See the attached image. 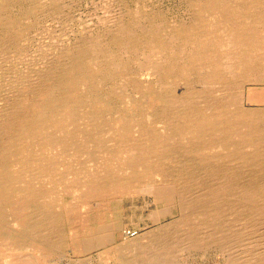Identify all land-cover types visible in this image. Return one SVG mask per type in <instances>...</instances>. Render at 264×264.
Instances as JSON below:
<instances>
[{
    "label": "rangeland",
    "instance_id": "obj_1",
    "mask_svg": "<svg viewBox=\"0 0 264 264\" xmlns=\"http://www.w3.org/2000/svg\"><path fill=\"white\" fill-rule=\"evenodd\" d=\"M263 213L264 0H0V264H236Z\"/></svg>",
    "mask_w": 264,
    "mask_h": 264
},
{
    "label": "bare ground",
    "instance_id": "obj_2",
    "mask_svg": "<svg viewBox=\"0 0 264 264\" xmlns=\"http://www.w3.org/2000/svg\"><path fill=\"white\" fill-rule=\"evenodd\" d=\"M113 6V5H112ZM109 10V9H108ZM114 11V10H113ZM59 12V11H58ZM109 15V14H108ZM119 15H120V13H119ZM110 16V15H109ZM111 21V20H110ZM117 22V21H116ZM66 27V26H65ZM139 27H141V26H139ZM138 27V28H139ZM129 29L127 28V30L126 31H128ZM121 33V32H120ZM130 34H131V32H130ZM25 37V36H24ZM175 38V37H174ZM172 39V38H171ZM176 39V38H175ZM54 40V39H53ZM101 41V40H100ZM93 42V41H92ZM102 42V41H101ZM100 42V43H101ZM182 46L184 45V44H181ZM100 46V45H99ZM103 46V45H102ZM189 46V45H188ZM17 47V46H16ZM181 49H182V47H181ZM98 50V49H97ZM137 50V49H136ZM234 50V49H233ZM133 51V50H132ZM183 51V50H182ZM98 52V51H97ZM134 52H135V50H134ZM162 53V52H161ZM158 54V53H157ZM108 56V55H107ZM147 57V56H146ZM158 57V56H157ZM160 58V57H159ZM147 60V59H146ZM142 61V60H141ZM146 62V61H145ZM145 62H143V63H145ZM152 62H154V64H152V65H154V68H152V69H154V70H157L158 71V68L155 66V61H152ZM158 62H159V60H158ZM142 63V62H141ZM142 63V64H143ZM146 63H148V62H146ZM151 65V64H150ZM149 65V66H150ZM142 67V66H141ZM145 68V67H144ZM201 69V68H200ZM150 70V69H149ZM249 71V70H248ZM144 73V72H143ZM148 74V73H147ZM34 75V74H33ZM151 75V74H150ZM159 76V75H158ZM157 76V77H158ZM217 84V83H216ZM231 84V83H230ZM245 84V83H244ZM242 85V84H241ZM238 87V86H237ZM241 89V88H240ZM218 91V90H217ZM216 91V92H217ZM228 91V90H227ZM233 91H235V90H233ZM237 91V90H236ZM235 91V92H236ZM239 91V90H238ZM92 92V91H91ZM234 93V92H233ZM232 93V94H233ZM237 93H239V92H237ZM236 94V93H235ZM237 95V94H236ZM240 98V97H239ZM238 101V100H237ZM206 108V107H205ZM110 116V115H109ZM239 129V128H238ZM233 136V135H232ZM52 141V140H51ZM107 144V143H106ZM134 144V143H133ZM141 144V143H140ZM105 145V144H104ZM135 145V144H134ZM142 147V146H141ZM145 148V147H144ZM137 152V151H136ZM151 151H149V153H150ZM138 153V152H137ZM143 153V152H142ZM141 156V155H140ZM144 156H147V155H144ZM165 156V155H164ZM142 158H143V156H141ZM148 157V156H147ZM147 157H146V159H147ZM128 158V157H127ZM140 160H141V158H140ZM149 161V160H148ZM135 162V161H134ZM162 173V172H161ZM136 175V174H135ZM93 176V175H92ZM95 177V176H94ZM138 177V176H137ZM124 178H126V177H124ZM126 181V180H125ZM224 184H226L225 182H223ZM117 184V183H116ZM208 184H209V182H208ZM214 184H216V183H214ZM89 185H90V183H89ZM218 188V187H217ZM223 188H225V187H223V186H221L219 189H215V190H212L211 191V196H212V199L210 200V202H212V203H214V202H219L220 204H222L223 202H221V200L222 199H224V197L223 196H220V194H219V192H226L225 191V189H223ZM202 190V189H201ZM244 191H247L246 189L244 190ZM250 191V190H249ZM255 191V190H254ZM257 191V190H256ZM253 192V191H252ZM252 192H251V194H252ZM188 193V192H187ZM255 193V192H254ZM253 193V194H254ZM251 194H245V196L244 197H241L239 200L241 201V203H240V205H239V208H238V210H240L242 207H243V201H245V202H248V201H250L249 203H251V202H253V201H255L256 200V198L255 197H253V196H251ZM181 196V195H180ZM228 198L227 197H225V202H226V204H229V205H231L232 207H233V205H232V203L229 201V200H227ZM204 198H200V199H198L197 201H198V203L199 204H202V205H204L205 204V206H206V204L207 203H205V202H208V200H206L205 202H204ZM209 203V202H208ZM256 204V203H255ZM254 204V205H255ZM252 205V204H251ZM210 208V207H209ZM245 208V207H244ZM257 208V207H256ZM237 209V208H236ZM235 209V210H236ZM252 209V208H251ZM221 212H222V210H221ZM210 213V212H209ZM212 213V212H211ZM53 214V213H52ZM264 214V213H263ZM214 215H217V214H214ZM55 216V215H54ZM215 217V216H214ZM261 219V218H260ZM262 220L263 219H261V221L259 222V223H261L262 222ZM248 222V221H247ZM257 224V223H256ZM253 225V224H252ZM255 225V224H254ZM263 226V225H262ZM244 227V226H243ZM247 227H250V225H248ZM25 228V227H24ZM31 228V227H30ZM252 228H254V226H251V229ZM250 230V229H249ZM248 230V231H249ZM241 231V230H240ZM218 233V232H217ZM247 233V232H246ZM249 234V233H248ZM255 234V233H254ZM235 235V234H234ZM245 235H247V234H245ZM232 236V235H231ZM231 236H229L230 238H231ZM236 236V235H235ZM234 236V237H235ZM238 236V235H237ZM255 236H256V234H255ZM50 237V236H49ZM249 237H250V235H249ZM51 238V237H50ZM255 238V237H254ZM232 240H233V236H232V238H231ZM239 239V238H238ZM50 240V239H49ZM236 240H237V238H236ZM245 240H246V238H245ZM262 240H263V238H262ZM253 241V240H252ZM251 241V242H252ZM259 241V240H258ZM236 242V241H235ZM234 242V243H235ZM241 242V241H240ZM255 242V241H254ZM250 243V242H249ZM248 243V244H249ZM258 243V242H257ZM244 244V243H243ZM251 244V243H250ZM127 246V245H126ZM238 246H240V245H238ZM249 245H247V247H248ZM253 246V245H252ZM236 247V246H235ZM246 247V249L245 250H247L248 248V252H249V254H251V253H253L252 254V256L255 258H253V259H250V258H247L248 260H246L245 258L244 259H241L242 260V262H240V263H236V264H264V252H263V250H264V248H263V250L262 251H259V250H252V251H250L251 249H250V247H248L247 248ZM256 249V248H255ZM237 253V252H236ZM249 254L247 253V256H249ZM236 255V254H235ZM243 255H244V253H243ZM246 255V254H245ZM244 255V256H245ZM242 256V255H241ZM243 256V257H244ZM246 256V257H247ZM249 257H251V256H249ZM238 258V257H237ZM236 258V259H237ZM228 260V259H227ZM232 260V259H231ZM231 260L230 261H228V262H230L231 263ZM234 260H235V258H234ZM244 260V261H243ZM233 261V260H232ZM11 263V262H10ZM235 264V263H234Z\"/></svg>",
    "mask_w": 264,
    "mask_h": 264
}]
</instances>
